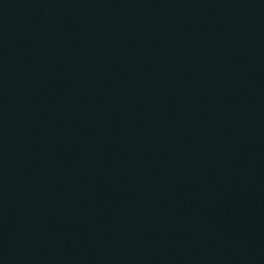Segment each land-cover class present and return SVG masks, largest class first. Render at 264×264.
Returning <instances> with one entry per match:
<instances>
[{
	"label": "water",
	"instance_id": "water-1",
	"mask_svg": "<svg viewBox=\"0 0 264 264\" xmlns=\"http://www.w3.org/2000/svg\"><path fill=\"white\" fill-rule=\"evenodd\" d=\"M0 264H264V0H0Z\"/></svg>",
	"mask_w": 264,
	"mask_h": 264
}]
</instances>
